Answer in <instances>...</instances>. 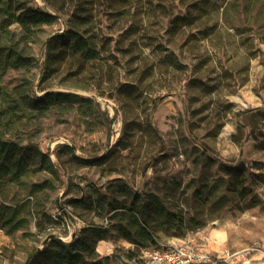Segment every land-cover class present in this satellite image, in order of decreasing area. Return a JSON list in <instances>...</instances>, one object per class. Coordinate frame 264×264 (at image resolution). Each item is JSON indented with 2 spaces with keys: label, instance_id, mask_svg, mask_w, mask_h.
Masks as SVG:
<instances>
[{
  "label": "rangeland",
  "instance_id": "1",
  "mask_svg": "<svg viewBox=\"0 0 264 264\" xmlns=\"http://www.w3.org/2000/svg\"><path fill=\"white\" fill-rule=\"evenodd\" d=\"M49 1L61 16L30 44L36 61L44 59L45 39L67 28L76 3L93 15L97 58L81 69L79 59L69 57L43 82L35 61L29 71L8 69L3 84L27 79L36 94L46 87L91 98L93 130L77 113L78 100L63 112L29 113L18 123L16 136L49 153L59 171H36L7 189L9 199L28 202L21 214L29 223L12 233L0 228V264H23L45 235L64 234L48 226L65 209L76 225L104 223L107 207L69 201L83 195L111 201L118 197L106 192L113 177L151 207L159 242L180 237L202 246L211 255L206 264H264V0ZM184 13L199 16L173 27L172 19ZM103 112L114 117L110 128ZM59 143L77 157L108 159L85 166ZM43 180L50 183L34 190ZM162 206L193 222L180 231L165 222ZM115 233L111 228L97 242V255L103 264H129L139 248Z\"/></svg>",
  "mask_w": 264,
  "mask_h": 264
},
{
  "label": "trees",
  "instance_id": "2",
  "mask_svg": "<svg viewBox=\"0 0 264 264\" xmlns=\"http://www.w3.org/2000/svg\"><path fill=\"white\" fill-rule=\"evenodd\" d=\"M43 2L41 6L34 0H0V228L7 233L25 228L29 223L28 218L21 214L25 207L29 209L28 202L19 203L20 201H14L13 197L9 199L7 189L11 185L21 184L23 178L36 171H45L51 175H57L59 171L57 163L51 159L49 153L41 151L35 143L24 141L16 136V128L21 119L29 118V113L34 117L45 115L54 108H60L58 112H63V110L73 108L78 100L75 109L81 116L86 129L93 130L90 126L91 122L87 121V117L95 115V107L91 98L69 91H53L46 87L40 88L43 91L41 94H36L27 79L21 80L12 87L3 84L2 77L8 69L29 71L36 66V58L30 44L36 41L42 26L55 23L61 16L60 9L54 2L49 0H43ZM222 4L219 7H222ZM224 10L225 7L222 13ZM197 16L199 15L189 16L187 13L177 15L172 19V26L178 28L190 24ZM12 24H17L19 30L12 29L10 27ZM66 24V29L59 34L51 35L47 40L44 46V59L36 61V64L41 67V82L58 70L69 57L76 56L75 59H79L78 65L81 69L88 61L97 58V43L93 33L94 19L91 11L79 7L76 3ZM68 86L85 89L77 84ZM155 105L156 102L153 107ZM102 114L105 125L110 128L114 117H109L107 112ZM128 132L124 125L123 134ZM57 146L67 148L72 152V159L85 166H97L108 159V154L98 157H77L70 145L59 143ZM237 181L238 174L236 173L234 183ZM47 182L50 183L49 180L34 183V190H41ZM241 189H245L244 178ZM106 192L115 193L118 197L107 201L105 195L101 198L99 195L94 198L83 195L72 197L69 201L74 207L84 205L89 208L104 209L107 207L110 214L104 223L82 220V225H76V231L71 240L63 242L50 239L30 260L29 264H103L102 259L97 255L96 244L99 240L109 237L111 228H115V234L118 237L138 247L139 251L156 245L158 240L155 233L157 229L155 218L150 215L151 207L142 201L138 193L132 191L121 177L109 179ZM161 213V216L168 218L165 222H170L171 226H176L180 231L186 227V222L189 224L193 222L192 219L184 221L182 217L174 218L171 211L165 210L163 206ZM74 218L76 217L69 212L67 215L63 212L58 217L53 215V223L48 226V229L52 227L59 229L66 222L76 224ZM63 231L64 234H58L67 233L66 229Z\"/></svg>",
  "mask_w": 264,
  "mask_h": 264
},
{
  "label": "built area",
  "instance_id": "3",
  "mask_svg": "<svg viewBox=\"0 0 264 264\" xmlns=\"http://www.w3.org/2000/svg\"><path fill=\"white\" fill-rule=\"evenodd\" d=\"M66 212L69 211L66 210ZM67 213L64 214L67 215ZM73 225L76 224H70L69 222L62 224L60 228L66 229L67 233L60 235L67 238ZM173 238L175 240H168L167 243L158 241L154 246L141 249L133 259V264H206L210 262L211 255L207 249L191 244L179 237Z\"/></svg>",
  "mask_w": 264,
  "mask_h": 264
},
{
  "label": "water",
  "instance_id": "4",
  "mask_svg": "<svg viewBox=\"0 0 264 264\" xmlns=\"http://www.w3.org/2000/svg\"><path fill=\"white\" fill-rule=\"evenodd\" d=\"M50 38L47 37L43 43V46H45L47 40ZM73 146V145H72ZM74 147V146H73ZM75 231H76V225H73L72 227V231L70 233V235L67 237V238H63L61 235L57 234V233H49L47 234L44 239L41 241V243L39 244V246L36 248L35 251L29 253V255L25 258L24 260V263L23 264H29L30 260L36 255V253L38 251H40L46 244L47 242L50 240V239H57L59 241H63V242H67L69 240H71V238L74 236L75 234Z\"/></svg>",
  "mask_w": 264,
  "mask_h": 264
},
{
  "label": "crops",
  "instance_id": "5",
  "mask_svg": "<svg viewBox=\"0 0 264 264\" xmlns=\"http://www.w3.org/2000/svg\"><path fill=\"white\" fill-rule=\"evenodd\" d=\"M129 264H133V260L131 262H129Z\"/></svg>",
  "mask_w": 264,
  "mask_h": 264
}]
</instances>
